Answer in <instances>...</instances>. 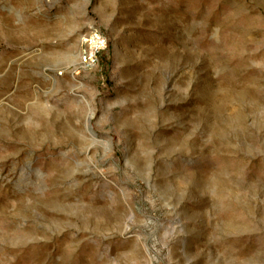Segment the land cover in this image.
<instances>
[{"label":"rangeland","instance_id":"obj_1","mask_svg":"<svg viewBox=\"0 0 264 264\" xmlns=\"http://www.w3.org/2000/svg\"><path fill=\"white\" fill-rule=\"evenodd\" d=\"M0 264H264V0H0Z\"/></svg>","mask_w":264,"mask_h":264},{"label":"built area","instance_id":"obj_2","mask_svg":"<svg viewBox=\"0 0 264 264\" xmlns=\"http://www.w3.org/2000/svg\"><path fill=\"white\" fill-rule=\"evenodd\" d=\"M107 39L101 35L97 30L93 33L90 40L88 41V48L85 51L83 63L86 66H91L97 60V53L106 48Z\"/></svg>","mask_w":264,"mask_h":264},{"label":"water","instance_id":"obj_3","mask_svg":"<svg viewBox=\"0 0 264 264\" xmlns=\"http://www.w3.org/2000/svg\"><path fill=\"white\" fill-rule=\"evenodd\" d=\"M229 124L233 125L236 122V118H229Z\"/></svg>","mask_w":264,"mask_h":264}]
</instances>
